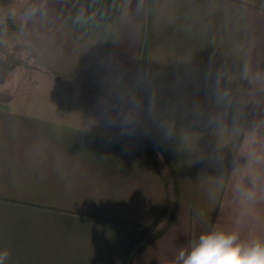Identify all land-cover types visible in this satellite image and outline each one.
Listing matches in <instances>:
<instances>
[{"label":"crops","instance_id":"1","mask_svg":"<svg viewBox=\"0 0 264 264\" xmlns=\"http://www.w3.org/2000/svg\"><path fill=\"white\" fill-rule=\"evenodd\" d=\"M77 1L15 0L31 61L125 120L115 132L89 102L81 121L57 94L23 90L22 67H0L7 264H177L213 230L264 238V0H154L146 80L161 150L141 133L145 0L116 30Z\"/></svg>","mask_w":264,"mask_h":264},{"label":"trees","instance_id":"2","mask_svg":"<svg viewBox=\"0 0 264 264\" xmlns=\"http://www.w3.org/2000/svg\"><path fill=\"white\" fill-rule=\"evenodd\" d=\"M127 0H78L77 4L92 17L103 23L105 26L116 30L120 27L121 20L126 12ZM15 0H0V16H3V22L0 24V67L8 72H13L20 67H28V62L31 61V55L26 40V19L20 14L14 13L12 7ZM153 15H154V0H146L145 20L143 27V44L141 52V61L139 65V92L141 97V106L143 119L147 130L141 128V133L145 142L147 141V132L154 135L156 145L161 150L158 139L154 134V126L152 123V112L150 105L149 89L146 80V69L150 51V43L153 31ZM11 36L19 37L18 42H12L10 46L6 41ZM62 83V79L58 78ZM92 99L96 104L103 107L95 106V113L98 116L102 110L103 115L112 124V130L117 132L120 125L125 120L123 114L117 111L113 106L108 104L100 97L92 94ZM162 175V173H161ZM163 176V175H162ZM166 187L169 190V179L163 177ZM160 222V221H159ZM149 228L157 227L158 223ZM164 231V230H163ZM151 241V240H150ZM149 241V242H150Z\"/></svg>","mask_w":264,"mask_h":264},{"label":"clouds","instance_id":"3","mask_svg":"<svg viewBox=\"0 0 264 264\" xmlns=\"http://www.w3.org/2000/svg\"><path fill=\"white\" fill-rule=\"evenodd\" d=\"M9 257V249H0V264H7ZM177 264H264V238L242 241L235 232L213 230L181 250Z\"/></svg>","mask_w":264,"mask_h":264},{"label":"rangeland","instance_id":"4","mask_svg":"<svg viewBox=\"0 0 264 264\" xmlns=\"http://www.w3.org/2000/svg\"><path fill=\"white\" fill-rule=\"evenodd\" d=\"M128 3L129 0H127L126 8L128 6ZM145 7H146V0H145ZM12 11H14L13 7H12ZM3 20H4L3 16H0V24L3 22ZM18 38L19 37L17 36H11L7 39L6 44L10 46L12 42H18L19 40ZM27 66H28L27 68L26 67H22L21 69L19 68L20 70L18 71V73H16L17 81L21 84L23 90L26 88L27 90H29L27 92L29 93L31 92L32 95L40 94L42 97L46 96V98L47 96L49 98L51 95L57 94L63 100L64 105L72 109L74 113L80 117L81 121L94 119L95 116L92 111L91 105L94 107L98 106L103 110V107L100 104H96L93 101L92 95H90L89 93L83 90L77 91L75 89L76 85L74 83L59 85L52 76L47 74L43 69L34 65L32 61L28 62ZM70 88L74 91V94H72L73 96L68 98L67 94H69ZM89 102L91 103V105ZM102 110L98 114L97 119H100L105 123H109L110 121L104 117ZM109 128L107 127V130ZM153 148L158 154L157 148L155 146H153ZM158 156L160 157V155ZM163 168L165 173L168 175L169 173L165 165H163ZM150 233L154 234L156 233V230Z\"/></svg>","mask_w":264,"mask_h":264}]
</instances>
